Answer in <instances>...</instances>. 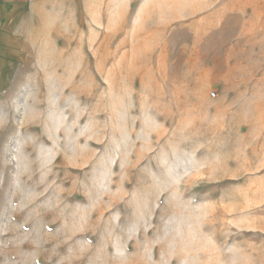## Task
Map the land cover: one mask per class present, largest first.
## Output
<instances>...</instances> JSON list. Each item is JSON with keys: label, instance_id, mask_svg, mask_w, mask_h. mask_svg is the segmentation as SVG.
<instances>
[{"label": "rangeland", "instance_id": "rangeland-1", "mask_svg": "<svg viewBox=\"0 0 264 264\" xmlns=\"http://www.w3.org/2000/svg\"><path fill=\"white\" fill-rule=\"evenodd\" d=\"M0 264H264V0H0Z\"/></svg>", "mask_w": 264, "mask_h": 264}, {"label": "crops", "instance_id": "crops-1", "mask_svg": "<svg viewBox=\"0 0 264 264\" xmlns=\"http://www.w3.org/2000/svg\"><path fill=\"white\" fill-rule=\"evenodd\" d=\"M31 2L33 3V2H34V0H31ZM21 30H22V27H21V25H20V26H17V31H16V32H18L19 34H21V35H22L23 33H22V31H21Z\"/></svg>", "mask_w": 264, "mask_h": 264}]
</instances>
